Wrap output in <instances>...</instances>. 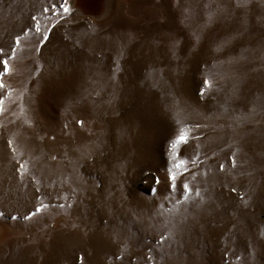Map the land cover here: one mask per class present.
Here are the masks:
<instances>
[{
    "label": "rangeland",
    "instance_id": "obj_1",
    "mask_svg": "<svg viewBox=\"0 0 264 264\" xmlns=\"http://www.w3.org/2000/svg\"><path fill=\"white\" fill-rule=\"evenodd\" d=\"M0 49V264H264V0H0Z\"/></svg>",
    "mask_w": 264,
    "mask_h": 264
},
{
    "label": "snow or ice",
    "instance_id": "obj_2",
    "mask_svg": "<svg viewBox=\"0 0 264 264\" xmlns=\"http://www.w3.org/2000/svg\"><path fill=\"white\" fill-rule=\"evenodd\" d=\"M56 8H62L64 12H68L69 11V8L66 7L64 4H60V5H53V9H56ZM47 11V9H45ZM33 20H35L36 18L33 17L32 18ZM37 32H39V28L37 27L36 29ZM44 39L46 40L47 39V36L44 37ZM16 42L19 43V38L17 37L16 38ZM41 43H43V40H41ZM2 49H0V53H2ZM14 52V50H13ZM0 66L3 67V74H7L9 72V62H8V59H0ZM207 83V82H206ZM4 85L2 83H0V88H3ZM77 123H82V121H77ZM186 142V135L183 131H181L180 135H178L175 140L173 141V144H172V147L174 149L178 148V146L182 143H185ZM9 146H11V141H9ZM184 162L183 161H180L179 164H177V168L180 167L181 164H183ZM232 164H233V167H235V159H232ZM220 170L223 171V168L224 166L223 165H220ZM169 179L170 180H173L175 179L174 176H172L170 174L169 176ZM172 187L174 188L175 187V184L173 183L172 184ZM184 192L185 194L189 193L191 191V189L189 188V186L187 184H185L184 186ZM233 191H235V189H233ZM41 209L40 208H36L35 211L36 212H39ZM25 218H28V217H25Z\"/></svg>",
    "mask_w": 264,
    "mask_h": 264
}]
</instances>
